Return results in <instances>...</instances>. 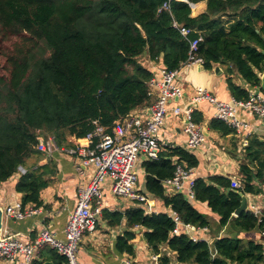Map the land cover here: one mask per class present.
Instances as JSON below:
<instances>
[{"label": "trees", "instance_id": "trees-1", "mask_svg": "<svg viewBox=\"0 0 264 264\" xmlns=\"http://www.w3.org/2000/svg\"><path fill=\"white\" fill-rule=\"evenodd\" d=\"M165 2L166 11L161 9ZM200 2L206 9L193 16L190 4ZM174 23L195 33L184 39ZM198 36L202 41L197 55L204 69L224 67L230 94L235 100L247 99L248 91L232 76L250 88L260 86L264 0H0V46L15 40L4 54V74L0 73V183L24 167L26 173L15 185L22 195L21 207L42 206L40 193L53 183L57 170L52 161L38 165V136L54 135L64 146L68 137L83 139L92 132L94 122L109 132L118 120L146 111L157 97L149 86L155 72L140 58L160 59L161 68L176 70L187 60L188 41ZM193 120L199 124L202 116L193 112ZM209 129L236 141L234 130L222 121L212 119ZM241 149V192L262 194L264 141L250 135ZM176 164L194 169L198 160L181 147L166 148L158 160L143 163L146 189L182 223L205 228L208 221L182 194H165L162 182L173 176ZM228 188V178H196L195 201L206 203L220 226L232 222L242 233L264 231V221L258 223L250 211L233 217L240 197ZM112 216L115 222L122 218ZM124 218L129 228H144V240L162 264H169L161 255L163 247L174 253L178 264H264V246L252 240L223 236L215 242L213 256L207 242H194L186 232L173 234L175 224L166 213L135 208ZM134 238L126 232L118 238L117 250L131 255ZM30 264H67V259L43 245Z\"/></svg>", "mask_w": 264, "mask_h": 264}, {"label": "built area", "instance_id": "built-area-1", "mask_svg": "<svg viewBox=\"0 0 264 264\" xmlns=\"http://www.w3.org/2000/svg\"><path fill=\"white\" fill-rule=\"evenodd\" d=\"M161 9L169 10V3L165 2ZM173 28L178 30L184 39H187L191 33H195L194 30L176 23L173 24ZM201 41V36L188 41L187 60L178 69L166 71L161 68L155 71L149 86L156 90L157 97L146 111L133 113L118 120L109 132L94 122L95 128L92 132L83 139L73 140V143L68 146L59 145L54 135L40 134L38 136L35 149L41 156L51 158L54 154L61 153L75 160L76 171L81 177L92 170L93 174L85 186L78 188L76 206L68 215L62 240L48 229L43 228L33 242L24 244L13 235L2 231L0 260L16 264H30L38 248L47 245L64 256L67 264H77L76 253L79 243L86 233L95 231L101 215L103 197L101 186L106 178L111 181L110 192L113 196L125 198L145 209L149 200L136 191L135 167L141 157L147 161L160 158L166 144L159 140L158 134L164 126L166 116L170 113L175 116L181 115L185 119L183 133L186 138L184 148L186 151L190 152L199 148L205 141L201 126L193 120V106L199 103H207L213 107L214 119L224 122L234 130L241 148L247 146L248 137L252 134L250 124L242 119L241 113L245 112L264 120V93L253 89L248 91V97L245 100L232 99L230 102H220L207 90L198 87L188 106L169 107V102L182 98L181 88L176 83L180 71L194 65L203 66V59L197 55V47ZM91 167L92 169H89ZM25 173L26 170L22 166L17 168L16 175L22 176ZM195 179L194 169L176 164L173 176L164 180L162 186L166 195L182 194L186 200L193 202L195 201L193 193ZM230 185L232 189L242 191L240 180H230ZM247 211L257 218L258 223L264 221L263 209L256 202L249 203L248 200ZM145 212L151 213L150 210ZM37 213L38 211L34 208L24 211L19 207H8L3 210V221L5 219L23 220ZM170 217L175 224L173 234H179L182 227L187 234L194 230L190 224L182 223L176 213L172 212ZM261 235L264 237V231H261ZM188 236L194 242L198 240ZM151 260L152 264H162L156 254H152Z\"/></svg>", "mask_w": 264, "mask_h": 264}, {"label": "crops", "instance_id": "crops-1", "mask_svg": "<svg viewBox=\"0 0 264 264\" xmlns=\"http://www.w3.org/2000/svg\"><path fill=\"white\" fill-rule=\"evenodd\" d=\"M205 9V2L194 4V7L191 8L192 15L201 14ZM140 61L143 66L151 71L155 72L161 69L160 59L154 62L150 61L146 55H143ZM215 67L220 69L218 75L214 74ZM261 77L262 74L260 75V80ZM232 79L237 86L247 91L253 89L260 91V86L250 88L237 75H233ZM176 83L181 88L182 98L169 102L170 108H184L188 106L194 98L195 90L198 87L207 90L220 102H230L234 99L226 85L224 67H220L219 65H215L212 70L204 69L203 71L197 65L183 68ZM193 112L202 116L199 125L205 136L204 143L199 148L190 151L198 160V166L194 168L195 178L207 179L211 176H221L229 180H240L239 167L243 161V152L239 146V139L235 138L236 141L233 142L229 138H222L218 133L209 129V122L214 119V109L209 104L199 103L197 106H193ZM241 117L250 124L251 134L259 140L264 141V120H260L245 112L241 113ZM184 125L185 119L183 116H175L171 113L166 116L164 126L158 134L159 140L166 144L164 151L168 147L185 148ZM72 143L73 139L68 137L67 145L65 144L64 146L71 145ZM234 143L236 147L233 146ZM49 161H52L56 165V176L53 179V183L40 193L42 206L35 208L38 213L23 220L5 219L3 221L2 231L13 235L19 242L24 244L33 242L39 231L43 228L54 233L58 239H63L68 215L76 206L78 188L85 186L93 174L92 170L91 172H87L82 178L80 175L78 177L75 160L61 153H56L51 158L41 156L38 165H43ZM145 162L147 160L141 157L135 167L137 174L136 191L148 198V206L143 209L142 206L134 204L132 201L113 196L110 192L111 181L109 178H106L101 186L103 194L101 215L98 218L95 231L86 233L79 243L76 253L77 264H152L151 256L154 253H152L151 248L144 240V228H129L124 218L126 211L135 208H141L144 211L150 210L151 213H166L169 216L172 214L171 209L165 207L160 199L148 193L146 189V175L143 168V163ZM139 175L141 176V181H139ZM20 177L15 174L7 181L0 183V207L3 210L8 207H19L24 211L33 208L31 205H27L24 208L21 207L22 195L15 191V185ZM80 184L81 186L78 187ZM246 197L249 203L256 202L264 211V192L256 196ZM191 203L208 221V226L202 229L194 228L193 231L186 234L207 242L213 256L215 254V242L223 236L241 237L244 240H252L264 246V237L261 235V231L253 230L242 233L232 222H229L225 226H220L219 217L207 207L206 203L197 201ZM114 214H120L122 218L118 222H115L116 218L112 216ZM126 232L135 235L131 243L133 248L131 255L119 252L116 247L118 238ZM181 232H185L183 227L181 228ZM161 255L168 258L169 264H178L174 253L165 247L162 248ZM0 264L16 263L0 260Z\"/></svg>", "mask_w": 264, "mask_h": 264}, {"label": "water", "instance_id": "water-1", "mask_svg": "<svg viewBox=\"0 0 264 264\" xmlns=\"http://www.w3.org/2000/svg\"><path fill=\"white\" fill-rule=\"evenodd\" d=\"M193 7H194V4H190V8H193ZM199 69L201 71H203L204 67L201 65V66H199ZM219 71H220V69L218 67L214 68V74L218 75ZM259 92L264 93V72H263L262 77H261V85H260V91ZM194 106H197V105H194ZM227 191L234 192L240 197V205L234 211V213H233L234 217H237L241 213L246 212L247 207H248V200H247V197L245 196V194L241 191H238V190L232 189V188H228ZM2 228H3V209L0 207V236L2 233Z\"/></svg>", "mask_w": 264, "mask_h": 264}, {"label": "rangeland", "instance_id": "rangeland-1", "mask_svg": "<svg viewBox=\"0 0 264 264\" xmlns=\"http://www.w3.org/2000/svg\"><path fill=\"white\" fill-rule=\"evenodd\" d=\"M15 40L14 39H10L9 41H4L2 44H1V46H0V73L1 74H4V70H3V66H4V64H5V56H4V54L6 53V50L7 49H10L11 48V45H12V43L14 42ZM89 169H92V167L91 168H89ZM77 175H78V177H79V173L77 172ZM82 178V177H81ZM80 179V178H79ZM80 180H82V179H80ZM139 181H141V176L139 175ZM81 186V184L80 185H78V187H80Z\"/></svg>", "mask_w": 264, "mask_h": 264}]
</instances>
